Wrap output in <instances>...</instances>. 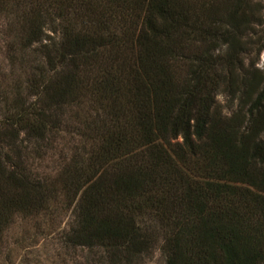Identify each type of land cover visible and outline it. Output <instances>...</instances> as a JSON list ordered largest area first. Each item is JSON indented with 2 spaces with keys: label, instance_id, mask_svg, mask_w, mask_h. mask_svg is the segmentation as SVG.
<instances>
[{
  "label": "trees",
  "instance_id": "1",
  "mask_svg": "<svg viewBox=\"0 0 264 264\" xmlns=\"http://www.w3.org/2000/svg\"><path fill=\"white\" fill-rule=\"evenodd\" d=\"M0 27V251L22 220L85 264H264L263 2L0 0Z\"/></svg>",
  "mask_w": 264,
  "mask_h": 264
},
{
  "label": "rangeland",
  "instance_id": "2",
  "mask_svg": "<svg viewBox=\"0 0 264 264\" xmlns=\"http://www.w3.org/2000/svg\"><path fill=\"white\" fill-rule=\"evenodd\" d=\"M259 1L264 3V0ZM0 29L2 30L3 28L0 27ZM257 67L264 70V50L259 55ZM9 72L7 63L0 59V81L2 80V75L4 74L5 76ZM217 100L221 104L226 103V98L223 94H220ZM67 141H69L68 144L65 143ZM78 146V141H72L68 136H65L64 141L59 139L55 143L53 150L48 154V158L43 162L42 167L47 168V170L53 169V166H56L63 155L69 158L74 151L73 147L77 148ZM39 171L41 172V168H39ZM69 220L70 216L67 213L60 217L57 223L59 225L58 229L64 228ZM27 223L19 220L12 228L7 238L6 247L3 248V251H0V264H85V262H90L87 259V255L80 251L77 252L76 258L71 254H65L52 236L36 235L37 226L33 222ZM25 237L27 241L34 240L33 246L28 247L29 245L26 244L28 242H24ZM8 253L11 256L12 263L5 262ZM145 264H164V258L160 251L157 250Z\"/></svg>",
  "mask_w": 264,
  "mask_h": 264
}]
</instances>
